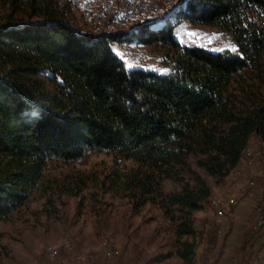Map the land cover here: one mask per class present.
<instances>
[{"label": "trees", "instance_id": "obj_1", "mask_svg": "<svg viewBox=\"0 0 264 264\" xmlns=\"http://www.w3.org/2000/svg\"><path fill=\"white\" fill-rule=\"evenodd\" d=\"M71 17L68 0H0V218L49 160L104 150L131 162L107 188L134 211L156 205L175 254L189 262L193 212L211 193L205 175L239 167L252 140L260 163L264 154V0H175L156 20L111 31L81 30ZM181 20L228 32L236 51L181 43L173 32ZM120 43L151 45L166 69L127 67L112 49ZM164 180L179 187L164 190ZM82 182L63 190L76 194ZM250 245L247 233L235 246L221 239L214 261H264ZM67 250L59 245L45 264H64ZM113 253L71 264H109Z\"/></svg>", "mask_w": 264, "mask_h": 264}, {"label": "rangeland", "instance_id": "obj_2", "mask_svg": "<svg viewBox=\"0 0 264 264\" xmlns=\"http://www.w3.org/2000/svg\"><path fill=\"white\" fill-rule=\"evenodd\" d=\"M76 1L79 7L72 9L71 17L74 25L81 30L111 31L125 28L128 21L156 20L175 0H108L116 15L113 10H103L100 7L92 8L87 14L85 2L89 0ZM100 1L107 3V0ZM130 4H139L143 9L138 6L131 17L123 20L120 17L121 7H130ZM173 32L175 38L185 45L202 46L213 51L236 49L230 34L215 26L191 24L181 20L175 24ZM120 44L122 46L118 47L113 44L112 49L127 67L159 72L166 69L160 62V54L151 45ZM248 147L250 148L245 152L247 158L238 167L239 160L236 166L238 171L255 173L252 166V153L257 150L255 140ZM263 156L264 154L260 164L264 174ZM243 157L244 155L240 159ZM130 165V160L114 158L104 150L91 151L81 160H49L23 202L0 218V264H45L59 245H65L68 249L62 259L64 264H71L74 260L91 261L106 253V250L115 251L112 256L108 255L109 264H208L212 261L213 264H228L224 263L223 258L214 259L221 239L228 247L235 246L241 240L238 238L236 243L228 244L227 234L223 237L232 197L229 196L231 200L227 201L224 200V192L221 195L210 193L208 202L202 207L211 208V216L204 226L198 225L199 216H194L195 211L193 212L195 232L187 238L194 242V253L189 262H184L174 252L171 227L156 205L145 203L134 211L124 192L107 188L108 179L116 177L115 174H120ZM199 171L201 172L200 169ZM262 173L260 168L258 175L261 176L262 200L247 229L248 237L258 231L252 230L251 226L263 204ZM81 176L84 177V182L80 184L76 194L63 190L64 185H74ZM205 178L212 192V185L220 179L206 175ZM233 186L232 182L227 188ZM178 187L171 180L162 182L164 190ZM223 204L227 213L224 219L216 221L213 205L223 207ZM262 215L263 209L259 216ZM249 249L260 256L258 251L251 249V245ZM260 262L258 260V264Z\"/></svg>", "mask_w": 264, "mask_h": 264}, {"label": "crops", "instance_id": "obj_3", "mask_svg": "<svg viewBox=\"0 0 264 264\" xmlns=\"http://www.w3.org/2000/svg\"><path fill=\"white\" fill-rule=\"evenodd\" d=\"M70 2L72 4V9H77V7H79V3H76V0H70ZM118 46L122 45H114V47ZM252 154V166L256 171L255 173H246L245 170L238 171L237 166H235L225 176L220 178L215 185H212V195H221V193L224 192L225 196L229 194V196L232 197L227 224V227H230L226 238L228 244L236 243L238 238H242L243 235L247 233V229L253 222L256 210L262 200L261 176H259L260 174L258 175L259 169L262 165L260 164L259 156L254 150ZM232 182L234 186L227 188ZM224 200H227L226 197ZM194 216H199L197 218L198 225L204 226L207 218L211 216V208L197 209L194 212ZM249 238L251 249L258 251L260 254L264 253V232L258 230L257 232L252 233ZM260 264H264V261H261Z\"/></svg>", "mask_w": 264, "mask_h": 264}, {"label": "built area", "instance_id": "obj_4", "mask_svg": "<svg viewBox=\"0 0 264 264\" xmlns=\"http://www.w3.org/2000/svg\"><path fill=\"white\" fill-rule=\"evenodd\" d=\"M85 6L88 7V9H90L89 8V4H86V2H85ZM132 6H140V5H132ZM140 7L142 8V6H140ZM105 8L109 9V10H113L111 8V6L109 5V1L108 0H107V6H105ZM113 11L115 13V10H113ZM123 15H126V11H124ZM261 173H262V167H261ZM262 175H263L262 184H264V174L262 173ZM226 199L228 201L231 200V198L229 197V194L226 195ZM262 205H263V215L256 217V220L252 224L251 229L252 230H261L262 232H264V191H263V204ZM213 206L215 208V220L216 221H220L221 219H224L225 213H227L226 209L224 208V204H223V207H216V205H213Z\"/></svg>", "mask_w": 264, "mask_h": 264}, {"label": "bare ground", "instance_id": "obj_5", "mask_svg": "<svg viewBox=\"0 0 264 264\" xmlns=\"http://www.w3.org/2000/svg\"><path fill=\"white\" fill-rule=\"evenodd\" d=\"M87 4H89V8L87 7V14H89L90 11H92L94 7H100V9H103V10H109V9H106L105 6H107V3L104 2V1H100V0H89L88 2H86ZM140 4V3H139ZM138 4V5H139ZM109 5H110V2H109ZM143 7V6H142ZM139 7L138 6H132L130 4V7H127V6H123L121 7V12H120V17L123 19V20H126L127 18H129V16L131 17L132 14H134V12L137 11ZM92 9V10H91ZM143 9V8H142ZM149 9V8H148ZM99 10V9H98ZM124 11H126V15H123L124 14ZM130 14V15H129ZM115 15H116V11H115ZM262 158V157H261ZM263 170V169H262ZM264 186V184H263Z\"/></svg>", "mask_w": 264, "mask_h": 264}, {"label": "snow or ice", "instance_id": "obj_6", "mask_svg": "<svg viewBox=\"0 0 264 264\" xmlns=\"http://www.w3.org/2000/svg\"><path fill=\"white\" fill-rule=\"evenodd\" d=\"M232 50H233V51H236V49H235V48H233Z\"/></svg>", "mask_w": 264, "mask_h": 264}]
</instances>
